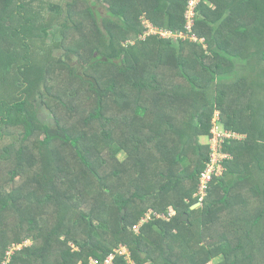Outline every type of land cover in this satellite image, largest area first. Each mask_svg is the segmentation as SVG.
Here are the masks:
<instances>
[{"label":"trees","instance_id":"obj_1","mask_svg":"<svg viewBox=\"0 0 264 264\" xmlns=\"http://www.w3.org/2000/svg\"><path fill=\"white\" fill-rule=\"evenodd\" d=\"M34 1L0 0V264H89L119 246L135 264H264V0H202L191 32L190 0H97L106 16L49 4L58 44ZM143 20L178 37L143 39ZM217 113L239 138L200 201Z\"/></svg>","mask_w":264,"mask_h":264},{"label":"built area","instance_id":"obj_2","mask_svg":"<svg viewBox=\"0 0 264 264\" xmlns=\"http://www.w3.org/2000/svg\"><path fill=\"white\" fill-rule=\"evenodd\" d=\"M202 0H190L188 4V9L186 12L187 23L190 28L186 29L191 32V27L195 25V16L196 10ZM180 37H184V34L181 33ZM193 39V38H192ZM196 41V39H194ZM239 138L236 134L231 133L223 129L221 123L219 122L218 115L215 116L213 120L212 135L207 137L206 144L210 146L209 160L206 163L204 170L199 176V188L196 196H200V201H202L207 194V190L210 187V184L214 181L215 178L221 177L225 171L224 163L225 160L230 159L231 156L228 153L224 152V145L227 140ZM175 211L173 208H169L167 215L157 214L152 210H149L145 213L144 217L140 219L138 225L133 227V230L137 232L141 225L149 222L152 217L171 219L174 217ZM117 257H122L126 264H135L132 259L130 252L125 246H119L112 253H110L105 258L99 260L95 258H90L89 264H114V261Z\"/></svg>","mask_w":264,"mask_h":264},{"label":"rangeland","instance_id":"obj_3","mask_svg":"<svg viewBox=\"0 0 264 264\" xmlns=\"http://www.w3.org/2000/svg\"><path fill=\"white\" fill-rule=\"evenodd\" d=\"M71 0H35L34 1V8L33 10L36 11L37 13H39L41 15V17L44 19L43 22L45 25L48 24V27L46 29V36H45V43H53V44H58L60 43L59 41V31H60V25L63 22V16L58 17L55 13L49 11L50 9H48V5L49 4H53V5H59L63 8L65 7L64 4H66L67 2H70ZM88 1H94L95 5H94V9L100 13V15L106 16V10H107V4L104 3L103 1H97V0H88ZM186 18V15H185ZM187 21V18H186ZM143 25L145 26V33L142 36V38L144 39L145 37H148L150 35H157L159 33V35L161 37L164 38H174V37H178L176 36L174 33H171L168 30L165 29H160L161 31H159L156 27H152L150 25V23H148V21L143 20ZM187 29L190 28V26L186 25ZM191 29H193L191 27ZM193 40L196 39V41H199L200 43H204V39H198L196 36H192ZM177 42V41H176ZM52 54L54 57L58 58V57H62L63 55V50H61L60 45L57 48H54L52 50ZM76 59L72 58V62L74 64H76ZM218 115V113L216 114ZM39 116L42 120L43 123L45 124H49L52 122V117L50 114H48L46 111H44L43 109L39 110ZM201 142H203V144H205L206 140H204V138H202ZM118 159L120 161H123L125 158L124 154H118L117 155ZM91 200H89L88 198H83L80 201V207L83 211L88 212L89 209L91 208ZM12 245L10 244V246L8 247L7 251L8 253H11L12 250ZM25 246H30L31 244L29 242L24 244ZM221 262V259L218 258L214 261H212L210 264H219Z\"/></svg>","mask_w":264,"mask_h":264},{"label":"water","instance_id":"obj_4","mask_svg":"<svg viewBox=\"0 0 264 264\" xmlns=\"http://www.w3.org/2000/svg\"><path fill=\"white\" fill-rule=\"evenodd\" d=\"M199 206H200L199 204H196V205L192 206L191 211H192V210H195V209L198 208ZM181 221H183V222H187V221H188V214L183 215V217L181 218Z\"/></svg>","mask_w":264,"mask_h":264},{"label":"crops","instance_id":"obj_5","mask_svg":"<svg viewBox=\"0 0 264 264\" xmlns=\"http://www.w3.org/2000/svg\"><path fill=\"white\" fill-rule=\"evenodd\" d=\"M206 139H207V137H206ZM204 140H205V138H204ZM206 143V142H205Z\"/></svg>","mask_w":264,"mask_h":264}]
</instances>
